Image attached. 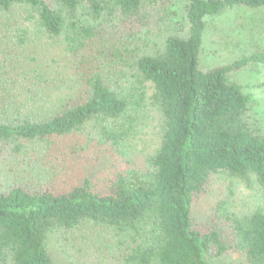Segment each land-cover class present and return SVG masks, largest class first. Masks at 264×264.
Wrapping results in <instances>:
<instances>
[{"label": "trees", "instance_id": "1", "mask_svg": "<svg viewBox=\"0 0 264 264\" xmlns=\"http://www.w3.org/2000/svg\"><path fill=\"white\" fill-rule=\"evenodd\" d=\"M186 3L187 32L166 34L161 49L135 55L128 38L100 48L98 39L116 31L142 42L143 29L161 31L176 15L171 0H0V15L24 12L29 25L18 33L56 41L75 58L82 85L45 120L0 122V152L10 164L25 159L30 145L31 155L48 158L56 172L58 161L71 171L57 183L0 190V264H56L52 248L76 247L86 223L106 230L123 264H211L227 254L239 264H264V133L247 115L255 99L230 78L250 64L264 65V50L200 66L206 19L261 9L264 0ZM107 54L132 60L131 71L95 69ZM149 109L163 129L141 166L136 140ZM94 161H103L102 177L91 171ZM79 165L86 171L78 172ZM216 179L226 182L223 197L198 228L193 205ZM246 201L252 205L240 210Z\"/></svg>", "mask_w": 264, "mask_h": 264}, {"label": "rangeland", "instance_id": "2", "mask_svg": "<svg viewBox=\"0 0 264 264\" xmlns=\"http://www.w3.org/2000/svg\"><path fill=\"white\" fill-rule=\"evenodd\" d=\"M186 4V0H171V9L176 12V15L171 19L170 23L172 24L169 23L161 31L159 29L152 31L143 29L142 42L125 33L115 35L116 31H112L105 32L104 34L107 36L98 39L100 40L99 48L110 45L115 39L123 36L130 40L133 49L136 50L135 55L153 54L163 47V39L166 34L178 33L181 28L183 29V31L180 30L182 35L187 32ZM23 16L24 12L20 11L9 15H0V122L20 119L45 120L64 109L70 100L77 97L82 88L81 72L75 68V58L68 55L58 42L49 39L43 40L33 32L20 34L16 31L17 27H28L29 25L24 19L22 20ZM20 17L19 21L22 22L14 23L12 21L14 18L19 19ZM206 21L200 53L202 69L230 64L255 50H264V8L228 10L216 17L207 18ZM106 30H110L109 25L106 26ZM15 35L20 38L19 45L14 43ZM120 40L125 41L124 39ZM138 47L139 49H137ZM107 55L109 60L103 61L104 66L95 63L93 64L95 69L104 71L105 68L110 67L125 72L131 71L132 60L121 62L120 58L111 54ZM230 78L242 84L245 92L250 93L255 99L250 105L247 115L257 121V126L264 133V86L257 85L264 83V65L250 64L245 68L231 72ZM141 120L145 123L144 127H140L142 133L136 140V157L134 159L139 165L146 166V159L159 145L163 121L154 109H149ZM31 152L32 149L29 145L26 151L27 157L13 164L9 163L11 158L5 157L0 152V156L2 155L0 157L1 191H7L15 185L38 187V185L46 183H57L62 178L71 175V171L67 172L61 161H58L61 166L59 165L56 172L55 169L49 167L51 162H48V158L33 156ZM21 157L22 155L16 159ZM102 162L94 161L90 165L91 171L98 169L101 177L103 176ZM80 171H86V168L79 165L78 172ZM225 185L226 182L223 179H216V183L211 186L210 190L201 195L194 203L192 219L198 228L209 223L212 208L223 197ZM251 205L246 201L240 210ZM105 231L99 226L83 224L77 232L80 239H77L76 247L61 244L55 245V249L52 248L55 263L123 264L119 260L121 256L119 245L117 244L116 252H114L110 242L104 236ZM55 242L56 240L52 243ZM210 263L239 264V260L234 255L227 254L210 260Z\"/></svg>", "mask_w": 264, "mask_h": 264}]
</instances>
